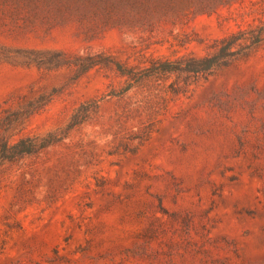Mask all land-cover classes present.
Masks as SVG:
<instances>
[{
  "label": "rangeland",
  "instance_id": "374dc122",
  "mask_svg": "<svg viewBox=\"0 0 264 264\" xmlns=\"http://www.w3.org/2000/svg\"><path fill=\"white\" fill-rule=\"evenodd\" d=\"M139 1L0 0V117L52 94L0 137L64 128L105 96L60 143L0 165V264H264V40L187 93L171 78L124 97L107 95L115 72L18 53L144 65L264 22V0Z\"/></svg>",
  "mask_w": 264,
  "mask_h": 264
},
{
  "label": "trees",
  "instance_id": "16d2710c",
  "mask_svg": "<svg viewBox=\"0 0 264 264\" xmlns=\"http://www.w3.org/2000/svg\"><path fill=\"white\" fill-rule=\"evenodd\" d=\"M137 1V0H134ZM171 6L178 1L180 4H192L195 0H163ZM141 5L150 0L139 1ZM169 5V6H170ZM211 7L201 4L199 11L210 12ZM264 40V22L239 28L222 37L215 38L210 44V51L197 55L193 52L176 58L151 57L147 64H131L128 61L115 58L105 51L76 53L68 55L61 50H26L18 52L24 63H35L40 67L74 66L76 77L93 68L106 69L115 72L124 81L120 88H111L110 97H124L135 89L151 87L155 84L169 83L170 91L174 94L187 93L191 87L202 80H207L218 70L227 67L242 56L257 48ZM24 53V54H21ZM52 94L41 95L30 100L23 108L0 117V132L5 131L21 117L30 115L43 109L51 99ZM101 98L87 100L75 110L70 121L64 128L48 131L40 135H27L15 142L4 136L0 137V165L5 161H13L24 155L41 152L60 143L75 128L89 120L93 113L98 112ZM145 133L144 131H142ZM142 134L139 137H143Z\"/></svg>",
  "mask_w": 264,
  "mask_h": 264
}]
</instances>
